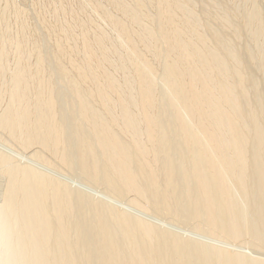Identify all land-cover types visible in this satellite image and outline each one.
<instances>
[{"label": "bare ground", "instance_id": "6f19581e", "mask_svg": "<svg viewBox=\"0 0 264 264\" xmlns=\"http://www.w3.org/2000/svg\"><path fill=\"white\" fill-rule=\"evenodd\" d=\"M258 2L0 0V264H264L132 215L264 247Z\"/></svg>", "mask_w": 264, "mask_h": 264}, {"label": "rangeland", "instance_id": "374dc122", "mask_svg": "<svg viewBox=\"0 0 264 264\" xmlns=\"http://www.w3.org/2000/svg\"><path fill=\"white\" fill-rule=\"evenodd\" d=\"M261 1V2H260ZM263 2H264V0L262 1V0H259V2H258V4L260 5V8H261V10L263 11V13H264V4H263ZM262 3V4H261ZM263 5V6H262ZM254 50H256L255 48H254ZM258 75L257 76H254L255 77V79H256V82L258 83V85L260 86V87H262L263 85H264V72L262 73H260V72H258L257 73ZM61 90H63V88L61 89ZM0 150H4V151H0V152H2V153H5V152H7V153H5V154H7V155H9L10 157H11V159H14L15 160V156H16V159H17V161H18V163L20 162V164H25L27 161V165L28 166H30L31 164V166L30 167H32V168H35L36 167V165L38 166L39 164L37 163V162H35L33 159H29V158H31L30 156H31V154H30V152H29V155H26L27 153H25L24 151H22L23 153H24V155H22L21 156V154H23V153H21L20 151H19V149H18V146L16 145V144H14V143H12V141H10L9 139L7 140V141H5L6 139H7V137L5 138V136H4V138L5 139H3V134L0 132ZM2 136V137H1ZM1 142H2V146H1ZM10 143V145L8 144V143ZM12 144V145H11ZM16 145V148L15 147H13V146H15ZM4 146V147H3ZM10 146V147H9ZM7 147H9V148H11V150L13 149V151H14V153L16 152V150L18 149V154H17V152H16V154L14 155V153L10 150L9 151V148H7ZM4 148H6V149H4ZM15 148V149H14ZM11 152V153H10ZM9 153V154H8ZM21 153V154H20ZM19 154H20V156H19ZM14 155V156H13ZM26 155V156H25ZM27 156L29 157V158H27ZM19 157H23L22 159L21 158H19ZM25 158H27V159H25ZM25 160V161H24ZM31 160H33V161H31ZM33 162V163H31V162ZM23 162V163H22ZM25 164V165H26ZM34 165H35V167H34ZM44 168L43 166H39V167H37V168H35V169H37L38 171H40L41 172V169L42 168ZM46 168H44V174H46V175H50L49 174V172H48V170L49 169H46ZM42 171H43V169H42ZM49 171H51V177L52 178H54L53 177V175L54 176H59V173L57 174L56 173V171H54L55 172V174H54V172L52 171V170H49ZM46 172H48V173H46ZM43 173V172H42ZM65 173V174H64ZM63 174L62 173H60L61 174V176L63 175V177H59V178H56L55 177V179H59L60 181L62 180L64 183H67L70 187H72V189H73V191H75V189L77 188V187H79V188H77L76 190L77 191H75V192H82L83 193V195H86L87 197L89 196L90 198H96L97 199V201H100V202H102L103 201V199L105 198H107V200H109V202L107 201L106 202V200H105V202L103 201V203H105V204H107V205H109V203H111L112 204V206L115 208V209H117L118 207H119V205H120V207L118 208V209H120L121 208V210L123 209V207L125 206V205H128L129 206V204L127 203V201L126 200H124V202H123V200H121V199H119L114 193H112V192H110V191H107V189H105L104 187H100V186H94V185H92L90 182H88V181H86L83 177H81L79 174H77V173H69V174H67V172H64ZM66 176V177H65ZM1 179H3V180H1L0 179V204L2 203V201H3V197H4V190H6V185H7V181H6V179L5 178H2V176L0 177ZM67 179V180H66ZM66 180V181H65ZM70 181V182H69ZM3 182V183H2ZM6 182V184H4ZM71 183V184H70ZM5 185V186H4ZM75 185V186H74ZM77 186V187H76ZM5 187V188H4ZM4 189V190H3ZM89 189V190H88ZM91 189H93V190H91ZM82 190V191H81ZM90 192V193H89ZM95 192V196H93V194L92 193H94ZM2 193V194H1ZM89 193V194H88ZM93 196V197H91V195ZM97 194V195H96ZM1 195H3V196H1ZM99 196H100V200H98L99 199ZM126 202V203H125ZM118 203V204H117ZM125 203V204H124ZM111 204H110V206H111ZM124 206H123V205ZM116 206V207H115ZM127 206V207H128ZM112 207V208H113ZM126 207V209L127 210H125V209H123V211L124 212H127L128 211V214L129 215H131V213H129L130 211H132L133 209L129 206V209ZM125 208V207H124ZM131 209V210H130ZM134 211V210H133ZM136 212H138V214L139 215H135V213ZM134 211V213H132V215L134 214V216L133 217H135V218H141L142 220H147L146 222H150V224H156L155 226L157 227V228H160V229H162L163 230V228H164V230L163 231H166V232H169V233H171L173 230V232H174V234L176 235L178 232V236L180 235V233H181V237H183V238H185L186 240L188 239V240H190V241H193V243H197V242H199V244L201 245V243L203 242V245H205V246H207V247H213L212 245H214V247L213 248H219V249H224L225 248V250L226 251H234V250H236L237 251V249H238V251L239 252H241V253H245L246 255H248V256H250V257H253L254 255H255V257H262V258H264V247L262 248H260V247H258V246H255V244L253 243V240L251 239V241H250V239H244V240H242V242L240 241V243H239V241H238V244H237V242H233L232 243V241H227V239H221V238H211V237H209V236H207V237H205L204 235L203 236H201V235H198V234H196L193 230H192V227H190V228H188V226L189 225H179V223H175L174 221H172V220H170V219H167V218H162V217H160V216H157V215H154L153 216V214H152V218H150L149 216H151V214H149V216H148V214H145V213H143V215L145 216V219H143L144 217H143V215L139 212V211ZM137 214V213H136ZM141 214V215H140ZM131 215V216H132ZM146 217H148V218H146ZM148 219H149V221H148ZM150 219H152V221L154 222H152ZM165 221V222H164ZM170 221H171V223H170ZM158 224H157V223ZM175 224H174V223ZM168 223V224H167ZM251 223H252V225L253 226H255V227H257L258 226V224H257V222L255 221V219L254 218H251ZM169 224H171L172 226H170ZM161 225H164V226H167V225H169V226H167V227H164V226H161ZM175 225V226H174ZM179 227H178V226ZM176 227V228H175ZM258 228V227H257ZM182 229V230H181ZM168 230V231H167ZM171 230V231H170ZM177 231V232H176ZM185 231V232H184ZM191 231H192V233H191ZM173 232L171 233V234H173ZM182 233H184V234H182ZM190 233V234H189ZM189 234V235H188ZM194 240H196V242L194 241ZM246 240V241H245ZM249 241V243H248V241ZM201 242V243H200ZM226 242V243H225ZM205 243V244H204ZM212 243V244H211ZM243 243V244H242ZM247 244V245H245V244ZM198 244V243H197ZM209 244V245H208ZM249 244V245H248ZM211 245V246H210ZM217 245V246H216ZM220 245H222V246H220ZM230 245H231V247H230ZM236 245V246H235ZM244 245V246H243ZM255 246V247H253V246ZM216 246V247H215ZM228 246V247H227ZM242 246H243V248L244 247H246V251L242 248ZM227 247V248H226ZM252 247V248H251ZM234 248V249H233ZM240 248H241V250L243 251H240ZM257 248H260L259 250L257 249ZM231 249H233V250H231ZM247 249H249V250H247ZM255 249L257 250V253L255 254L254 252H252L253 250L255 251ZM252 253H251V252ZM263 253H262V252ZM256 252V251H255ZM243 253V254H244ZM248 253V254H247ZM260 253L263 255H260ZM251 254V255H250Z\"/></svg>", "mask_w": 264, "mask_h": 264}]
</instances>
